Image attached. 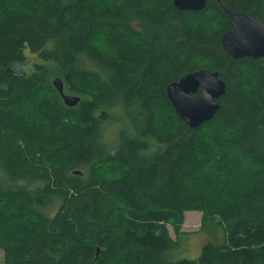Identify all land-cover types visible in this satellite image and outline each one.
<instances>
[{
  "label": "trees",
  "instance_id": "trees-1",
  "mask_svg": "<svg viewBox=\"0 0 264 264\" xmlns=\"http://www.w3.org/2000/svg\"><path fill=\"white\" fill-rule=\"evenodd\" d=\"M206 2L0 0L3 264H264V58L221 45V6L264 23V0ZM200 70L225 94L190 130L165 88ZM186 211L223 234L194 261Z\"/></svg>",
  "mask_w": 264,
  "mask_h": 264
},
{
  "label": "water",
  "instance_id": "water-1",
  "mask_svg": "<svg viewBox=\"0 0 264 264\" xmlns=\"http://www.w3.org/2000/svg\"><path fill=\"white\" fill-rule=\"evenodd\" d=\"M172 5L178 11L198 13L205 10L207 2L172 0ZM221 10L230 26V30L221 38L226 54L232 60L264 58V23L250 15L230 13L223 6ZM52 85L66 107L74 108L78 104L79 97L63 93L60 79H54ZM224 94L225 84L216 73L207 70L191 73L165 88L166 98L175 115L190 130L197 129L214 118L220 109L217 101ZM98 253L97 250L96 255Z\"/></svg>",
  "mask_w": 264,
  "mask_h": 264
},
{
  "label": "rangeland",
  "instance_id": "rangeland-1",
  "mask_svg": "<svg viewBox=\"0 0 264 264\" xmlns=\"http://www.w3.org/2000/svg\"><path fill=\"white\" fill-rule=\"evenodd\" d=\"M241 180L246 183V188L250 186V178L240 176ZM245 188V187H244ZM167 233L172 240H175L173 226H166ZM180 232L187 235V238L180 240L175 256L179 259L194 261L200 255L201 248L206 244L220 245L223 242L222 228L213 222H207L200 212L186 211L183 214ZM182 254L184 257H179ZM175 258V257H174ZM171 261H175L170 259ZM0 264H3L2 253L0 252Z\"/></svg>",
  "mask_w": 264,
  "mask_h": 264
}]
</instances>
